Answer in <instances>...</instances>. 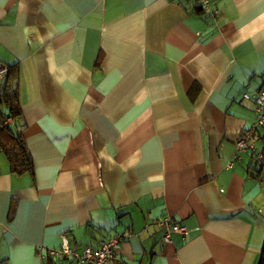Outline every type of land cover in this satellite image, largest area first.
Listing matches in <instances>:
<instances>
[{"label": "crops", "instance_id": "0c3cea01", "mask_svg": "<svg viewBox=\"0 0 264 264\" xmlns=\"http://www.w3.org/2000/svg\"><path fill=\"white\" fill-rule=\"evenodd\" d=\"M211 8L0 0V93L21 109L4 124L33 161L13 172L0 137V264H76L48 255L61 234L79 251L127 231L114 264H259L264 164L236 140L264 89V0ZM164 219L187 232L165 243Z\"/></svg>", "mask_w": 264, "mask_h": 264}, {"label": "built area", "instance_id": "2783aa9c", "mask_svg": "<svg viewBox=\"0 0 264 264\" xmlns=\"http://www.w3.org/2000/svg\"><path fill=\"white\" fill-rule=\"evenodd\" d=\"M196 4L205 12L216 16L217 11L211 8V0H194ZM8 72V68L0 65V79ZM243 99L252 100L254 103V123L253 126L237 136L236 148L240 153L251 152L258 164H264V153L259 151L256 146L257 129L264 126V89L257 90L252 96L243 94ZM230 165V164H229ZM264 182V181H263ZM164 227L163 241L171 242V234H185V226L176 224L170 219L160 221ZM131 235V231L118 233L112 239L102 241L97 247L83 246L81 250L71 247L70 241L66 234L60 236V249L49 250L50 257L59 259H70L76 264H114L116 253L121 247V241Z\"/></svg>", "mask_w": 264, "mask_h": 264}, {"label": "trees", "instance_id": "16d2710c", "mask_svg": "<svg viewBox=\"0 0 264 264\" xmlns=\"http://www.w3.org/2000/svg\"><path fill=\"white\" fill-rule=\"evenodd\" d=\"M0 103L7 109L6 113L3 111L2 118L0 119V137H5V134L12 137L10 148L5 149V155L9 160L11 170L17 174L30 172L33 169V161L30 154L27 152L23 140L20 136H13L9 126L4 124L7 118H12L14 121H17L21 116L17 87L14 86L10 89L9 87L3 89L0 93ZM259 264H264V255L260 259Z\"/></svg>", "mask_w": 264, "mask_h": 264}]
</instances>
